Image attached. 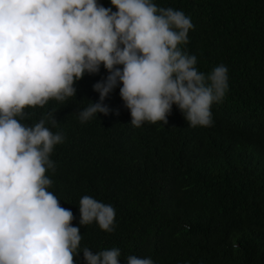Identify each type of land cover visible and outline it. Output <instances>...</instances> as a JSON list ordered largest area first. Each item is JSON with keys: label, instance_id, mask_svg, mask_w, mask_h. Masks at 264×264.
<instances>
[{"label": "trees", "instance_id": "16d2710c", "mask_svg": "<svg viewBox=\"0 0 264 264\" xmlns=\"http://www.w3.org/2000/svg\"><path fill=\"white\" fill-rule=\"evenodd\" d=\"M153 3L191 18L195 27L181 49L196 55L206 74L226 65L229 90L213 105L210 127L189 126L173 105L166 125L136 128L121 85L104 100L108 115L81 123L79 112L99 101L93 85L108 75L101 65L75 83L76 96L25 109L28 125L54 111L56 127L46 126L65 137L50 156L55 172L46 175L82 235L74 260L87 264L84 247H118L120 264L130 255L155 264H264V0ZM84 195L115 208L114 232L95 221L80 225Z\"/></svg>", "mask_w": 264, "mask_h": 264}, {"label": "clouds", "instance_id": "9594fccd", "mask_svg": "<svg viewBox=\"0 0 264 264\" xmlns=\"http://www.w3.org/2000/svg\"><path fill=\"white\" fill-rule=\"evenodd\" d=\"M0 0V264H76L82 235L74 215L61 206L46 175L50 158L64 142L53 112L23 123L26 108L63 103L76 96L85 73L108 75L93 85L98 102L79 112L85 123L108 115L104 100L118 86L131 125L168 123L176 105L191 127L213 125L212 107L228 90V67L209 73L197 68V56L181 49L194 29L182 10L153 0ZM116 114L119 111L116 110ZM80 225L96 222L115 231V208L84 195ZM233 247H236L233 243ZM87 264H120L118 247L93 252L83 248ZM127 264H155L130 255Z\"/></svg>", "mask_w": 264, "mask_h": 264}]
</instances>
